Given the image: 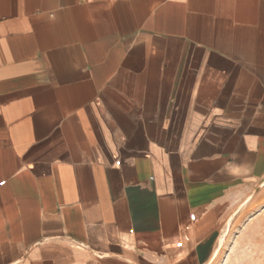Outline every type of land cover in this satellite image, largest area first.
<instances>
[{
    "label": "crops",
    "instance_id": "obj_1",
    "mask_svg": "<svg viewBox=\"0 0 264 264\" xmlns=\"http://www.w3.org/2000/svg\"><path fill=\"white\" fill-rule=\"evenodd\" d=\"M262 194L264 0H0V264H209Z\"/></svg>",
    "mask_w": 264,
    "mask_h": 264
},
{
    "label": "rangeland",
    "instance_id": "obj_2",
    "mask_svg": "<svg viewBox=\"0 0 264 264\" xmlns=\"http://www.w3.org/2000/svg\"><path fill=\"white\" fill-rule=\"evenodd\" d=\"M209 264H264V194L224 227L219 250Z\"/></svg>",
    "mask_w": 264,
    "mask_h": 264
}]
</instances>
